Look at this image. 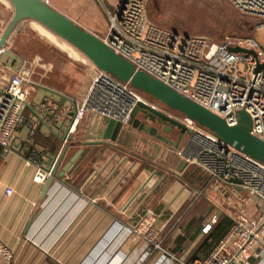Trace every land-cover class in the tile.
<instances>
[{
    "label": "built area",
    "instance_id": "built-area-1",
    "mask_svg": "<svg viewBox=\"0 0 264 264\" xmlns=\"http://www.w3.org/2000/svg\"><path fill=\"white\" fill-rule=\"evenodd\" d=\"M150 1L120 0L108 11L109 25L103 40L138 70L224 117L229 125L237 123V113L244 109L252 119L251 132L264 140V47L261 43L254 37L242 35H226L218 41L206 35H182L151 20ZM228 1L239 11L263 20L257 27L264 28V0ZM3 31L0 28V37ZM12 47L10 37L0 47V55L12 51ZM236 47L242 50H233ZM22 60L9 81L0 85V146L6 150H11L24 123V111L37 84L33 79L35 68L40 66L46 71L50 68L38 57L32 60L34 63ZM2 63L13 68V59L7 56L0 58ZM258 66L261 68L256 72ZM139 102L161 110L129 82L96 67L82 98L72 101L65 109L70 117L66 139L79 130L88 115L111 121L120 130L129 127L128 132L144 137L131 127ZM179 121L190 132L183 146L179 144L170 149L187 165L208 175L196 199L204 194L213 203L233 205V209L228 207L224 211L231 225L208 255L192 259L185 252L177 253L166 247L157 216L147 211L133 226L127 227L129 235L144 243L136 264L155 255L158 257L154 264L166 261L171 264H252L253 259L264 257V163L186 116ZM157 143L165 145L161 141ZM38 156L37 151L33 152L27 163L36 166L34 180L43 183L53 175L58 157L47 164L40 162ZM11 192L8 188L7 193ZM217 219L216 213L203 226L202 234L207 233ZM1 258L7 264H19L13 251L0 239Z\"/></svg>",
    "mask_w": 264,
    "mask_h": 264
},
{
    "label": "crops",
    "instance_id": "crops-1",
    "mask_svg": "<svg viewBox=\"0 0 264 264\" xmlns=\"http://www.w3.org/2000/svg\"><path fill=\"white\" fill-rule=\"evenodd\" d=\"M47 1L104 37L109 25L108 11L120 0ZM0 2V28L5 29L14 7L8 0ZM25 22L11 36L13 45L23 33ZM18 66L15 60L13 68L0 64V85L9 81ZM90 70L92 78L96 68ZM36 75L37 84L30 93L25 120L13 147L6 150L0 146L1 241L13 251L19 264H136L144 243L129 235L127 227L145 212L153 211L163 236V197L171 194L178 205L189 195L187 188L183 190V182L192 180L189 183L203 187L204 173L199 169L193 173L197 168L187 165L170 149L177 147V142H164L131 126L135 133L144 135L140 137L128 132L129 127L120 130L113 124L116 133L104 122L112 124L111 121L98 115L83 119L74 134L76 144L72 145L66 139L70 117L65 109L82 98L90 82L84 88L65 90L46 81L47 72L38 71ZM85 141L103 142L84 144ZM159 141L165 145H159ZM65 145L68 149L58 168L55 166L57 172L49 186V178L36 182V166L28 164L27 158L37 151L38 160L48 164L53 157H60ZM79 148L83 152L68 167L66 163ZM8 188L11 193H7ZM203 226L197 238L203 235ZM184 252L186 249L181 253ZM157 257L142 264H154ZM0 264L7 263L1 258ZM252 264H264V257L253 259Z\"/></svg>",
    "mask_w": 264,
    "mask_h": 264
},
{
    "label": "rangeland",
    "instance_id": "rangeland-1",
    "mask_svg": "<svg viewBox=\"0 0 264 264\" xmlns=\"http://www.w3.org/2000/svg\"><path fill=\"white\" fill-rule=\"evenodd\" d=\"M149 15L151 20L158 25L176 30L182 35H206L217 41L223 39L226 35L251 36L256 38L264 47V28L257 27L263 20L257 16L239 11L228 0H151ZM25 21L24 31L16 38L11 50L28 62L38 57L43 63L47 64V67H50L46 71L37 66L33 79L37 78L36 73L38 74V71H42L47 72L46 81L61 88L65 87V90L68 87H86L92 74L90 68H96V66L77 48L39 22L31 19ZM53 39H57L58 43ZM62 44H67L69 47L63 48ZM70 48L75 51V55L70 53ZM141 93L173 118L179 120L185 117L181 112L167 107L150 95ZM187 138L188 133L185 132L179 143L180 146L184 145ZM153 152L150 151L149 153ZM189 182H192V180ZM189 182L187 179L183 182V190L186 191L187 188L189 195L178 205L172 200L171 194L163 197V237L165 245L173 249L178 236L184 235L187 242L178 253L186 249L185 253L188 256L200 240L199 237L195 236V232L200 229V226L209 222L214 214L217 213L219 217L221 213H225L224 211L229 208L233 209V205L213 203L204 194L199 195L196 199V195L203 187ZM187 249L190 251L188 252Z\"/></svg>",
    "mask_w": 264,
    "mask_h": 264
},
{
    "label": "water",
    "instance_id": "water-1",
    "mask_svg": "<svg viewBox=\"0 0 264 264\" xmlns=\"http://www.w3.org/2000/svg\"><path fill=\"white\" fill-rule=\"evenodd\" d=\"M9 1L14 7V13L0 37V47H2L7 39L13 35L17 26L22 21L28 19L35 20L77 48L98 69L107 71L122 81L129 82L134 88L150 95L157 101L164 103L167 107L181 112L186 117L207 128L221 140L234 145L236 148L264 163V140L255 136L251 132L252 119L250 114L244 109L238 111L237 123L235 125H229L224 117L181 94L179 91L158 78L142 70H138L132 62L121 56L109 46L102 37L84 28L70 16L54 8L47 0ZM233 50L239 51L242 49L236 47L233 48ZM3 56H7L17 61L19 66L22 64V58L16 55L13 51H5L3 55H0V58ZM260 68L261 66H258L255 71L258 72ZM140 109L144 110L146 113L149 112L155 117H159L163 121H168L176 125L181 129L182 133L190 132V129H188L181 121L144 102H139L133 112L132 118L136 116ZM104 122L108 125L107 128L112 127L113 131L115 130L117 133L116 127L112 122V124L106 121ZM134 123L137 125L136 121ZM142 126H144L143 123ZM139 129L142 130V127H139ZM153 130L154 131L151 134L156 135L164 142H168L167 137L157 133V129L153 128ZM74 138V134H69L67 140L70 141L72 145H75L76 142L73 141ZM180 140L181 138L175 146H179ZM102 142L103 141H85L84 144H101ZM170 142L173 143V141ZM68 145H65L62 154L58 157L56 168L61 164L68 149ZM82 152L83 149L79 148L66 165L68 167L71 166L79 158ZM54 159L55 157L52 158V160ZM56 168L53 171V176L57 172ZM53 176L49 177L47 187L53 180Z\"/></svg>",
    "mask_w": 264,
    "mask_h": 264
},
{
    "label": "trees",
    "instance_id": "trees-1",
    "mask_svg": "<svg viewBox=\"0 0 264 264\" xmlns=\"http://www.w3.org/2000/svg\"><path fill=\"white\" fill-rule=\"evenodd\" d=\"M198 171L199 170L197 169L193 173H196ZM204 177L205 180H203L202 184L206 183L208 175L204 174ZM230 225H231V220L229 216L226 215V213H221L217 221L214 224H212L211 229L200 237L198 244L195 246L193 251H191L189 258L193 259L196 257L208 255L210 250L222 238V236L225 234V232L227 231ZM199 233H200V229H198L195 232V236H197ZM186 242H187L186 236L179 235L176 241V247H174L175 251L177 252L181 251L183 245Z\"/></svg>",
    "mask_w": 264,
    "mask_h": 264
},
{
    "label": "flooded vegetation",
    "instance_id": "flooded-vegetation-1",
    "mask_svg": "<svg viewBox=\"0 0 264 264\" xmlns=\"http://www.w3.org/2000/svg\"><path fill=\"white\" fill-rule=\"evenodd\" d=\"M172 117V116H171ZM176 119V118H175ZM137 125H135V122ZM142 123L144 126H142ZM132 126L137 128L142 127V131L153 133V128L157 129V133L161 134L162 136L167 137L168 141H175L183 138L184 133L181 132V129L178 128L176 125L168 122L163 121L159 117H155L151 115L149 112H144V110L140 109L136 116L132 118ZM187 133V132H186ZM181 141V140H180ZM180 143V142H179Z\"/></svg>",
    "mask_w": 264,
    "mask_h": 264
},
{
    "label": "bare ground",
    "instance_id": "bare-ground-1",
    "mask_svg": "<svg viewBox=\"0 0 264 264\" xmlns=\"http://www.w3.org/2000/svg\"><path fill=\"white\" fill-rule=\"evenodd\" d=\"M63 45L66 47L67 44H63ZM70 47H71V46H70ZM71 48H72V47H71ZM70 51H71V50H70ZM72 52H73V51H72Z\"/></svg>",
    "mask_w": 264,
    "mask_h": 264
}]
</instances>
